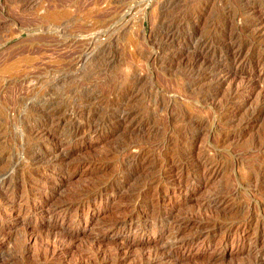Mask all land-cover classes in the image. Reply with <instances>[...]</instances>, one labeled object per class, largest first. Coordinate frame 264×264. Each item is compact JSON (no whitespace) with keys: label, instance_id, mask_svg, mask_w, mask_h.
Instances as JSON below:
<instances>
[{"label":"rangeland","instance_id":"374dc122","mask_svg":"<svg viewBox=\"0 0 264 264\" xmlns=\"http://www.w3.org/2000/svg\"><path fill=\"white\" fill-rule=\"evenodd\" d=\"M263 18L264 0H0V264H264Z\"/></svg>","mask_w":264,"mask_h":264},{"label":"bare ground","instance_id":"6f19581e","mask_svg":"<svg viewBox=\"0 0 264 264\" xmlns=\"http://www.w3.org/2000/svg\"><path fill=\"white\" fill-rule=\"evenodd\" d=\"M253 4V3H252ZM250 7V6H249ZM249 11V10H248ZM247 11V12H248ZM252 12H253V10H251ZM244 14H246V13H244ZM251 15H252V13H251ZM255 15V14H254ZM254 15H252V16H254ZM257 15V14H256ZM259 16H261V14L259 15ZM261 18V17H260ZM264 19V18H263ZM107 29V28H106ZM256 29H258V28H254L253 29V31L255 30L256 32L259 30H256ZM233 36L234 35H232V33H231V35L229 34V36L227 37V41H225V42H223V43H225L226 44V48L228 49V54H229V59L231 60V62L234 64V62L235 63H238V65H245L246 63H250V62H252V59H249V58H247L246 56H244L243 55V50H242V44H240V43H238L237 42V39H235V38H233ZM236 36V35H235ZM93 44H94V41H88L87 43H86V46H85V49L87 50V49H89V48H91V46H93ZM244 45V44H243ZM256 45V44H255ZM264 46V45H263ZM253 48V47H252ZM260 48V47H259ZM85 50V51H86ZM254 51V50H253ZM259 53V54H258ZM257 54V57H256V59H255V61H254V64L252 65L255 69H256V71H257V73L259 74H257V76H261V75H264V52L263 53H261L260 51L258 52ZM219 71L221 72V77L223 78V79H225V78H227V76L229 75V73H230V71L229 70H225V68H219ZM233 75H235V76H237L236 75V73L235 74H233ZM253 77H254V75H252ZM253 77H251V78H253ZM233 78H235L234 76H233ZM242 78V77H241ZM232 79V78H231ZM235 80V79H234ZM252 80V79H251ZM224 81V80H223ZM227 81V80H226ZM230 81V80H229ZM233 81V80H232ZM244 81V80H243ZM249 81V80H248ZM256 82V81H255ZM251 83V82H250ZM238 92V91H237ZM234 93V92H233ZM233 95V94H232ZM241 108V107H240ZM126 111V110H125ZM121 117V116H120ZM125 117V114H122V118H124ZM126 120V119H125ZM145 156V155H144ZM196 160V159H195ZM205 162V161H204ZM210 166V165H209ZM214 166V165H213ZM214 167H216V166H214ZM177 168V167H176ZM206 169V168H205ZM214 169V168H213ZM204 171V170H203ZM179 173V172H178ZM205 174V173H204ZM170 176H172L173 178H176V174L175 173H173V174H171ZM183 176V175H182ZM240 184V183H239ZM222 193V192H221ZM235 196V195H234ZM221 199V198H220ZM217 200H219V198H217ZM221 201V200H220ZM229 203V202H228ZM251 225V224H250ZM199 226V225H198ZM176 234V233H175ZM171 239V238H170ZM255 243V242H254ZM253 243V244H254ZM251 245H252V243H251ZM257 245V244H256ZM264 245V244H263ZM263 247V246H262ZM151 251V250H150ZM165 251V250H164ZM161 252V253H154L153 254V256H151L150 257V259L148 260V262H147V264H164L166 261H168L167 259H168V254L167 253H165V252ZM262 251V250H261ZM261 251H259V252H261ZM261 257V256H260ZM263 257V256H262ZM259 258V257H258ZM256 261V260H255Z\"/></svg>","mask_w":264,"mask_h":264}]
</instances>
